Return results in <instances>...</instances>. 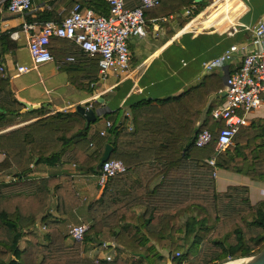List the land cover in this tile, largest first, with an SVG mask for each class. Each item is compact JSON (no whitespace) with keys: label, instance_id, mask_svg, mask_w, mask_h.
Returning <instances> with one entry per match:
<instances>
[{"label":"trees","instance_id":"obj_1","mask_svg":"<svg viewBox=\"0 0 264 264\" xmlns=\"http://www.w3.org/2000/svg\"><path fill=\"white\" fill-rule=\"evenodd\" d=\"M37 2L48 7L26 18L37 26L61 23L77 5L108 15L106 0H31V10ZM209 2L162 0L144 10V19L147 24L173 15L166 28H184ZM124 3L128 9L139 6L137 0ZM192 5V15L183 17ZM11 32H0L2 68L4 55L14 49ZM238 37L242 43L251 40L247 32ZM64 43L74 47L70 40L51 39L50 53L51 46ZM74 48L76 54L67 59L74 62L78 55L86 62L79 76L71 74L73 63H58L65 64L74 88L91 94L100 82L99 56ZM224 87L218 75L207 74L178 96L140 99L129 106V127L125 121L117 123L114 114L120 109L105 115L112 125L104 136L98 123L102 116L85 128L84 117L75 110L36 111L31 114L39 119L33 123L1 133L0 264H222L264 250V199L253 203L245 186L216 187L218 169L264 183V119L240 127L232 145L215 152L223 123L215 122L210 112L222 105ZM86 107L96 111L100 103ZM20 110L3 68L0 132L19 124L18 118L26 116ZM202 130L210 131L212 140L197 148L194 139ZM107 145L112 147L109 159L120 160L125 172L110 178L98 199L85 202L76 177L99 175ZM46 169L45 175H35ZM82 223L88 230L76 242L68 226ZM100 252L110 261L88 258Z\"/></svg>","mask_w":264,"mask_h":264},{"label":"crops","instance_id":"obj_2","mask_svg":"<svg viewBox=\"0 0 264 264\" xmlns=\"http://www.w3.org/2000/svg\"><path fill=\"white\" fill-rule=\"evenodd\" d=\"M244 1L247 4V12L241 14L237 19V25L255 24L264 17V0ZM33 6L31 11L24 14L12 15L8 12L0 14V32L12 30L9 39L14 45V49L4 55L2 64L9 90L19 104L26 103L32 107L37 106L35 110L19 114L26 116L18 118L20 121L18 125L8 128L0 134L31 124L39 119V114H31L33 112L41 110L48 114L71 112L79 105L86 107V104H91L98 99L103 100L99 102L100 107L95 111L98 113V117L102 116L98 121L100 128L103 129L104 122L108 121L105 115L112 114L117 109L122 110L123 113L120 118V110L114 114L117 123L125 121L123 123L129 127L130 104L140 99H165L178 96L199 84L207 74L218 75L225 86L226 78L235 74L241 66V57L235 56L222 69L212 73H205L202 69L204 62L221 55L230 46L246 44V42H240V37H238L244 31L238 29L233 33L231 28L227 31L218 28L197 31L189 28L192 24L186 26V30L175 28L173 25L171 28H166L167 24L170 25L173 20V15H169L163 17L167 18L166 22H157L158 19H151L149 23L147 22V36L144 39L131 38L128 41L130 51L128 71L122 75L110 74L104 81L95 85L90 94L74 88L69 83L68 73L64 69L65 64L60 63L59 65L58 63L59 59L60 62L65 59L66 63H73L69 67L73 75L79 76L83 72L86 62L82 58L76 55L74 62L70 58L67 59L69 55L76 54L74 47L77 45L75 43H72L74 47L68 43L61 44L59 47L53 45L51 46L53 57L51 62L37 66L33 64L28 52V42L30 35L37 32L39 26L35 22L27 23L26 18L28 16L33 18L34 12L37 10L48 9L39 2ZM234 6V10L241 8L238 3ZM62 11L63 9L60 8V13ZM25 25H33L35 28L33 31L27 32L24 29ZM170 32H173L171 36H169ZM18 67H26L29 71L19 73ZM93 87L91 85V88ZM224 89L220 92L221 98H223ZM263 119V110L251 112L248 116L247 126L253 120ZM216 171L215 181L218 190H223L225 185L227 187L245 186L249 190V196L253 203L264 199L263 182L225 170L218 169ZM46 172L48 169L41 170L35 175L43 176ZM76 186L81 199L85 202L98 199L102 192V188L96 184V178L77 176ZM78 220L83 222L81 216H78ZM99 254L103 255L102 252Z\"/></svg>","mask_w":264,"mask_h":264},{"label":"built area","instance_id":"obj_3","mask_svg":"<svg viewBox=\"0 0 264 264\" xmlns=\"http://www.w3.org/2000/svg\"><path fill=\"white\" fill-rule=\"evenodd\" d=\"M139 6L134 9L125 7L124 0H106L108 15H100L92 9H80L77 5L61 23L46 22L39 26V30L29 37L28 52L35 66L51 62L53 57L48 49L51 39L60 38L74 42L84 53L99 56L98 75L104 81L110 74L122 75L129 69L130 51L128 41L131 38L144 39L147 36L144 10L157 7L162 0H137ZM221 0H212L217 3ZM195 6L185 10L184 16L192 15ZM31 10V0H0V14L8 12L19 15ZM201 14L194 16L186 25L192 24ZM172 18V17H169ZM166 22L167 18L156 20ZM183 28L186 30L187 28ZM35 26L25 25L27 32L33 31ZM238 29L251 35L247 44L232 45L221 55L202 64L203 72L212 73L222 69L235 56L241 57L239 70L229 75L225 80L223 103L210 112L211 118L223 126L217 130L218 137L215 152L221 153L232 145L240 127L247 126L248 116L257 110L264 111V17L255 24H235L232 32ZM3 68L0 67V71ZM19 73L29 71L26 67H18ZM128 117V114H126ZM111 122L105 121L100 135L104 136ZM130 129V128H129ZM212 140L208 130L197 132L194 145L197 148L207 146ZM210 166L214 165L211 159ZM125 172L120 160L105 161L99 169L96 184L103 188L106 182ZM88 226L85 223L69 225L68 234L76 242H81ZM95 263L101 260L110 261L108 255L90 256Z\"/></svg>","mask_w":264,"mask_h":264},{"label":"rangeland","instance_id":"obj_4","mask_svg":"<svg viewBox=\"0 0 264 264\" xmlns=\"http://www.w3.org/2000/svg\"><path fill=\"white\" fill-rule=\"evenodd\" d=\"M236 3L241 6L239 10H234V5ZM246 12L247 4L244 0H221L217 3H213L212 0H210L208 6L201 13H199L201 14L200 17H198L189 28H193V30L197 31L206 30L208 28H218L220 30L227 31L229 28H233L241 14H245ZM122 116L123 113L122 110H120L119 118ZM226 187L227 185H225L222 189L225 190ZM101 249L102 248H100L99 250ZM102 253L103 255H105V252ZM162 254L169 260L167 252L163 251ZM90 256L93 255H89L88 258H90Z\"/></svg>","mask_w":264,"mask_h":264},{"label":"water","instance_id":"obj_5","mask_svg":"<svg viewBox=\"0 0 264 264\" xmlns=\"http://www.w3.org/2000/svg\"><path fill=\"white\" fill-rule=\"evenodd\" d=\"M102 101H103L102 99H98V102H102ZM20 104L23 106V109L19 112V114H23L27 111L37 109V106L32 107L26 103H20ZM75 111L84 117L85 128H87L89 124L95 122L96 117L98 116L97 112L93 111L90 108H86L85 106H82V105L77 106ZM111 153H112V147L110 145H107L103 153V156L98 164V169H100L102 164L109 159ZM29 229H32V227H30ZM222 264H264V250H262L261 252L255 255L237 259V260L227 261Z\"/></svg>","mask_w":264,"mask_h":264}]
</instances>
